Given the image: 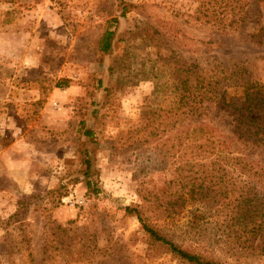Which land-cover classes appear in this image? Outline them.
<instances>
[{"label": "rangeland", "instance_id": "374dc122", "mask_svg": "<svg viewBox=\"0 0 264 264\" xmlns=\"http://www.w3.org/2000/svg\"><path fill=\"white\" fill-rule=\"evenodd\" d=\"M262 28L264 0H0V264H187L125 209L172 177L151 146L168 134L173 72L241 67L264 82ZM203 203L160 233L219 264H264L263 232L238 240Z\"/></svg>", "mask_w": 264, "mask_h": 264}, {"label": "trees", "instance_id": "16d2710c", "mask_svg": "<svg viewBox=\"0 0 264 264\" xmlns=\"http://www.w3.org/2000/svg\"><path fill=\"white\" fill-rule=\"evenodd\" d=\"M252 37L260 42L264 28ZM112 38L113 32L103 35V53L110 51ZM175 71L167 130H162L168 134L151 146L172 177L161 191L139 194L142 204L125 211L134 214L144 232L166 245L177 259L187 264H219L178 247L159 227H174L184 215L185 203L204 201L207 209L215 207L210 216L223 215L238 228L236 239L260 231L264 239V82L251 78L241 67L229 70L182 63ZM230 88L238 94L228 96ZM213 108L230 118L229 133L209 118ZM83 135L92 138L93 131L83 129ZM84 164L86 188L91 192L90 160ZM198 216L192 214L195 222Z\"/></svg>", "mask_w": 264, "mask_h": 264}]
</instances>
